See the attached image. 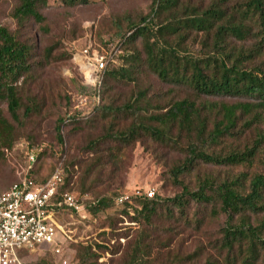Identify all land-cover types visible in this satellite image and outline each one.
<instances>
[{"label": "rangeland", "instance_id": "1", "mask_svg": "<svg viewBox=\"0 0 264 264\" xmlns=\"http://www.w3.org/2000/svg\"><path fill=\"white\" fill-rule=\"evenodd\" d=\"M180 2L204 9L212 1ZM239 2H229L228 13H233ZM16 3V0H0V25L11 32L17 30L11 17ZM150 4V0H99L89 6L71 8L59 0H47L40 8L46 19L45 29L30 21L21 30V40L32 45L34 60L39 62L31 75V85L24 91V96L34 103L29 104L34 112L17 126L18 139L12 148L0 149V194L22 180L28 145L42 152L37 164L38 178H46L55 168H61L63 184L68 183L67 190L82 196L84 204L114 192L130 199L144 198L150 191L161 198H173L182 192V185L195 191L198 182L204 178L223 182L242 173L247 178L264 173L260 161L252 167H217L198 163L189 174L179 177L180 184L174 182L170 170L183 163L187 141L184 136L177 137L174 131L171 139L165 141L156 140L144 130L138 131L136 140L127 146L123 156L117 161L111 157L109 148L116 143L107 134L120 133L133 123L134 126L148 124L144 116L156 111L144 104L135 111L124 109L139 92H145L144 101L152 106H167L184 98L195 100L197 104L212 105L246 102L237 98L196 96L186 86L165 84L143 64L136 69L135 83L110 80L101 99L93 96L92 87L84 84L83 76L73 67V61L62 59L63 56L73 55L89 42L98 45L97 39L108 38L118 29H124L128 22L138 23L149 13ZM202 38V35H190L186 46L191 53H206L200 44ZM254 43L253 39L241 42L229 39L228 47L238 53L251 49ZM142 44L139 38L131 48L141 51ZM46 48H52V56L58 58L57 61L45 63ZM120 50L113 44L106 52L117 57ZM41 64L44 66L40 67ZM263 64L264 57H261L247 66ZM83 86L85 92L80 90ZM2 108L8 118L6 105ZM73 116L79 119L72 121ZM254 137L255 132L251 130L239 141H225L214 146L213 150L218 152L231 145L243 146ZM262 155L264 157V153ZM161 209L149 223L141 216L137 200L126 205L114 203L96 217L84 220L79 216L69 218L65 214L59 221L69 238L60 239V252L44 247L21 255L20 262L78 264V251L89 249L98 257L97 264H129L132 250L139 242L143 245L139 257L144 264H233L227 261V251L223 247L227 218L218 212L217 206L191 202L183 214L174 210L172 215H165V208ZM262 216L251 217V222L255 225V219ZM263 255L257 264H263Z\"/></svg>", "mask_w": 264, "mask_h": 264}, {"label": "trees", "instance_id": "2", "mask_svg": "<svg viewBox=\"0 0 264 264\" xmlns=\"http://www.w3.org/2000/svg\"><path fill=\"white\" fill-rule=\"evenodd\" d=\"M59 1L73 8L89 6L99 0ZM211 1L208 7L199 9L185 6L180 0H150L149 13L138 23L128 22L124 29H118L108 38L97 39V47L108 51L115 44L121 52L117 57L109 54L114 62L107 65L101 85L91 91L93 96L101 99L110 80L135 83L136 69L143 64L165 84L186 86L196 96L237 98L246 102L212 105L197 104L195 100L184 98L167 106H152V103L144 101L145 92H139L124 109L135 111L144 104L156 111L144 116L148 124L134 126L133 123L120 133L107 134L116 143L109 148L114 160L124 155L127 146L136 140L138 131L144 130L158 141L171 139L174 131L177 137L184 136L187 140L183 163L170 170L174 182H179V177L189 174L198 163L217 167H252L260 161L264 166V64L247 66L264 57V0H239V7L231 14L226 7L233 0ZM16 2L11 17L17 30L11 32L0 25V149L7 150L18 139L17 126L34 112L29 105L34 103L24 96V91L31 85V75L39 62L34 60L32 45L21 40L20 32L30 21L42 29L46 23L40 8L46 5L47 0ZM192 33L202 35L200 44L206 53L195 55L186 46ZM139 38L143 41L141 51L131 48ZM229 39L240 42L253 39L255 43L251 49L235 53L228 47ZM44 56L46 64L50 60H58L52 56V48H46ZM72 58V54H65L62 59L72 61ZM43 66L41 64L40 67ZM73 67L77 70L74 63ZM80 88L85 92V86ZM3 105H6L8 118ZM71 119L76 121L79 118L73 116ZM251 130L255 137L249 143L231 145L218 152L213 150L214 146L218 147L225 141H239ZM30 148L34 146L28 145L27 150ZM41 154L38 152L29 174L38 185L44 184L52 175L38 178L37 164ZM67 185L64 183L59 192H71ZM121 194L107 193L99 200L86 203L85 209L90 217H96L110 209ZM130 200H137L140 214L147 223L162 211V207L165 215H172L174 210L183 214L191 202L215 205L218 212L227 218L223 247L227 251L228 262L257 264L264 253V173L250 178L242 173L223 182L204 178L198 182L195 191L182 185V192L173 198L154 195L152 198L135 197ZM259 215L263 216L255 219L254 225L251 217ZM142 250L143 245L138 242L132 250L129 264H144L139 257ZM34 251L23 250L18 252V256ZM77 258L78 264H97L98 259L89 249L78 251Z\"/></svg>", "mask_w": 264, "mask_h": 264}, {"label": "built area", "instance_id": "3", "mask_svg": "<svg viewBox=\"0 0 264 264\" xmlns=\"http://www.w3.org/2000/svg\"><path fill=\"white\" fill-rule=\"evenodd\" d=\"M83 76L86 86L98 88L109 63L114 62L104 49L92 42L75 52L72 58ZM99 100L98 96H95ZM38 150H27V161L22 180L0 195V264H21L18 252L41 248H55L59 253V242L69 238L59 218L79 216L89 219L83 197L72 192H59L63 186V171L56 168L42 185L30 177ZM153 191L144 197L152 198ZM89 203V202H87ZM116 204H132L127 196H120Z\"/></svg>", "mask_w": 264, "mask_h": 264}]
</instances>
